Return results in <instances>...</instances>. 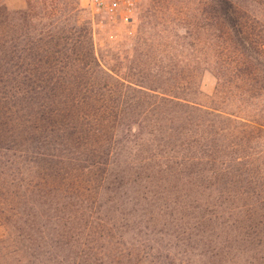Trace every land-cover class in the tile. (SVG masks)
<instances>
[{
    "label": "rangeland",
    "instance_id": "374dc122",
    "mask_svg": "<svg viewBox=\"0 0 264 264\" xmlns=\"http://www.w3.org/2000/svg\"><path fill=\"white\" fill-rule=\"evenodd\" d=\"M128 15L0 4V264H264V0Z\"/></svg>",
    "mask_w": 264,
    "mask_h": 264
},
{
    "label": "built area",
    "instance_id": "2783aa9c",
    "mask_svg": "<svg viewBox=\"0 0 264 264\" xmlns=\"http://www.w3.org/2000/svg\"><path fill=\"white\" fill-rule=\"evenodd\" d=\"M93 12L105 14L109 19L128 21L135 0H88Z\"/></svg>",
    "mask_w": 264,
    "mask_h": 264
},
{
    "label": "trees",
    "instance_id": "16d2710c",
    "mask_svg": "<svg viewBox=\"0 0 264 264\" xmlns=\"http://www.w3.org/2000/svg\"><path fill=\"white\" fill-rule=\"evenodd\" d=\"M106 74H107L109 77H112L116 82H119L120 85H121V83L123 84V82H120L118 78L115 79V77H113L112 73H106ZM129 82H130V81H129ZM140 82H142V81H140ZM116 85H117V84L114 83V86H116ZM139 86H140L141 88H145V87H143V85H139ZM150 86H151V87L146 88V89L151 90V91H155V92H157V93H161L162 96H167L168 99H170V100H168V101H172V102H173V100H174V101H177V102H175V103H179V102H181L182 105H186V106H188V107H190V108L201 109V108L199 107V104L193 101L194 98H195L194 95H191V94H185V95H184L185 92H183V93L181 94V92H178L177 89H175V88H173V87H171V89H167V88H166V89H162V85H159V86L150 85ZM156 89H157V90H156ZM167 97H166V98H167Z\"/></svg>",
    "mask_w": 264,
    "mask_h": 264
},
{
    "label": "crops",
    "instance_id": "0c3cea01",
    "mask_svg": "<svg viewBox=\"0 0 264 264\" xmlns=\"http://www.w3.org/2000/svg\"><path fill=\"white\" fill-rule=\"evenodd\" d=\"M29 0H0V4L8 10H18L26 6Z\"/></svg>",
    "mask_w": 264,
    "mask_h": 264
}]
</instances>
